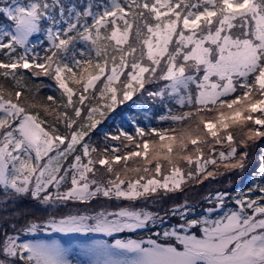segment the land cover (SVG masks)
<instances>
[{
    "label": "snow or ice",
    "instance_id": "6c2138e0",
    "mask_svg": "<svg viewBox=\"0 0 264 264\" xmlns=\"http://www.w3.org/2000/svg\"><path fill=\"white\" fill-rule=\"evenodd\" d=\"M0 16V211L24 197L49 209L0 224V264H264V152L254 187L209 192L204 214L187 199L163 214L58 211L161 203L247 166L264 141V0H0ZM129 101L163 105L169 126L125 117L94 140ZM172 218L156 238L81 244L83 260L59 240L25 238L111 237Z\"/></svg>",
    "mask_w": 264,
    "mask_h": 264
},
{
    "label": "trees",
    "instance_id": "16d2710c",
    "mask_svg": "<svg viewBox=\"0 0 264 264\" xmlns=\"http://www.w3.org/2000/svg\"><path fill=\"white\" fill-rule=\"evenodd\" d=\"M75 2L77 4H80L82 2V0H75ZM83 2L86 3V0H83ZM2 17L3 16H0V24L3 21ZM41 80L43 81V83L45 85L53 83L48 78H41ZM41 80H37V81H35V83L39 84V83H41ZM41 94L44 96H47L49 94H55L54 88L44 87L41 89ZM134 99H135V97H134ZM137 104H143V101H137ZM165 111H166V109L164 108L163 105L148 104V105L144 106L143 108H140V107H137V105H134L131 101H129L125 105L118 106L117 109L115 110V112L107 114V116L103 119L101 125L98 126V129L96 130L95 134L93 135V139L94 140H102V138H103L102 133L104 131H109V130L114 131L116 127L114 126L112 117L118 116V118H119L118 124L121 125V120L125 118L126 114H128L130 117L135 116L137 118V120L141 123V126L168 127L169 126L168 123L161 122L158 119V117L160 115L165 114ZM145 117H147V118H145ZM262 152H264V141L257 142L256 145L251 149L250 159L247 163V166L242 171H233V172H231V174H229L230 180L232 182L231 193L245 192V191H247L248 188L254 187V183H253L254 181H259V175H258L257 169H258L259 164H260ZM227 179L228 178L224 177L222 180L226 181ZM215 182H216L215 179L211 180V178H209V180H207L206 183H203L201 185L202 187L200 186L203 190H200V188H186L184 192H178L175 194H171L166 199H164L161 203H158V204L152 203V207L155 210L165 211L171 205L176 204V203H181L184 200V198L193 197V199L190 203L196 206L197 212H199L200 214H204L205 207L211 206L208 203H206V201L204 200L205 196H203L202 198H199V201H198V195H191V194H186V193H188L187 191L189 189H197V190H193L191 193H196V194L197 193H199V194L206 193L208 195V193L212 191V188L214 187ZM103 199H105V198L94 199L92 201V204L95 207L98 206L100 203L103 204L106 201V200L104 201ZM120 201L121 202L117 203V204L116 203H114V204L110 203L109 207L121 208L123 206L129 205V202L126 200L121 199ZM32 204H33V201L31 202L29 200V197L21 198L19 200V202H17L15 204V206L12 207L13 211H11V214L15 211L27 212L31 216H35L38 218H44L49 214V209L42 208V207L39 208L40 206L34 207ZM74 205H76V204H74ZM138 205L145 206V204L141 203V202H136L134 204V206H138ZM229 206H232V204H229ZM31 207L33 209H31ZM65 209H67V208L59 209L58 211L65 212ZM11 214L9 215L10 222L16 223L17 226H20L21 224H23L24 220L27 218V217H22L21 219L16 220L15 217H13ZM161 214H163V213H161ZM171 221H173V219L166 220L163 225L156 226L155 228L158 229L160 227L161 228L160 231H162L163 226L168 227L171 224ZM152 228L153 227L151 226L150 228L146 227L144 229H139V230H137V233L133 234V236L150 233ZM8 231H11V229L8 228ZM2 238H3L2 232H0V240H2Z\"/></svg>",
    "mask_w": 264,
    "mask_h": 264
},
{
    "label": "rangeland",
    "instance_id": "374dc122",
    "mask_svg": "<svg viewBox=\"0 0 264 264\" xmlns=\"http://www.w3.org/2000/svg\"><path fill=\"white\" fill-rule=\"evenodd\" d=\"M2 20H3V23H7V21L2 17ZM113 119V123H114V126L115 127H119V126H122L120 124H118V116H114L112 117ZM237 171H240V170H237ZM229 174H231V172L225 174L224 176H220L218 177L217 179H215V185L214 187L212 188V191L211 192H215L217 190H222V191H228V192H231V186H232V182L230 180V177H229ZM226 177L228 178L226 181H223L222 179ZM212 180V178H211ZM207 180L204 182L206 183ZM202 185V184H201ZM201 185H198V186H192L190 188H200V190H203L201 187ZM201 186V187H200ZM193 190H197V189H189L186 193V194H191V195H198V201H199V198H202L203 196H207L206 193H203V194H199V193H191ZM3 196V193L0 192V197ZM166 199V198H165ZM184 199H187L189 202L192 201L193 197H190V198H184ZM20 200V199H19ZM29 200L32 202L33 201V206L36 207V206H40V204L36 201H34L31 197H29ZM105 202L102 204L100 203L98 206H94L91 203L89 204H76L74 205L73 203H69L68 206H67V209H65V212H68L69 210H73V209H78L80 211H88V212H95V211H99L100 209H106L108 211H114V210H117L119 208H115V207H109L110 203H120L121 201L120 200H108V199H103ZM19 202V201H18ZM115 204V205H116ZM158 204V203H157ZM129 206H133V207H136V208H149L151 211H154V212H160V213H163L164 211H160V210H155L153 207H152V203H148V204H145V206H134V205H128V206H123V207H129ZM234 205L232 206H229V207H233ZM13 206L11 205V203H9L8 205V211L7 212H3V211H0V224L3 225V228H8L7 226L10 224V223H13V222H10V217L9 215L11 214V211H13ZM210 207V206H208ZM208 207H205L208 208ZM41 208V206L39 207ZM43 208V207H42ZM31 209H33L31 207ZM204 209V210H205ZM218 214H222V212H220L218 210ZM7 217V219H6ZM173 221H171V224L168 226V227H165L163 226V229L164 228H169L171 225L173 224H176L178 223V220L176 218H172ZM19 227V226H17ZM151 226H149L150 228ZM153 227V226H152ZM160 227L158 228L159 232H160ZM162 229V230H163ZM139 230V229H138ZM157 230V228L153 227L151 232L150 233H147V234H142V235H137V236H133L134 233H137V230H125L124 232L122 233H114L111 237L109 236H106L104 234H96V233H89V234H84V233H70V234H65V233H52V232H48V233H44V232H41V233H38V234H30V235H27L25 238L26 239H39V240H59L61 241L63 244H65V246H68V247H71L72 249V255L76 258V259H79V260H83L84 257L80 254V245L81 244H84V243H88L92 240H99V239H107L109 242H112L114 241V239H147L149 236H151L152 238H156L155 237V231ZM161 242H163V238L161 237Z\"/></svg>",
    "mask_w": 264,
    "mask_h": 264
},
{
    "label": "water",
    "instance_id": "95a60500",
    "mask_svg": "<svg viewBox=\"0 0 264 264\" xmlns=\"http://www.w3.org/2000/svg\"><path fill=\"white\" fill-rule=\"evenodd\" d=\"M155 232H159V230L157 229Z\"/></svg>",
    "mask_w": 264,
    "mask_h": 264
}]
</instances>
